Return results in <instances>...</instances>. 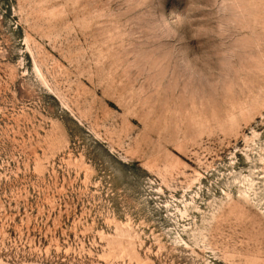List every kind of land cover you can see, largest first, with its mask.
Instances as JSON below:
<instances>
[{"label":"rangeland","instance_id":"1","mask_svg":"<svg viewBox=\"0 0 264 264\" xmlns=\"http://www.w3.org/2000/svg\"><path fill=\"white\" fill-rule=\"evenodd\" d=\"M0 264H264V0H0Z\"/></svg>","mask_w":264,"mask_h":264}]
</instances>
